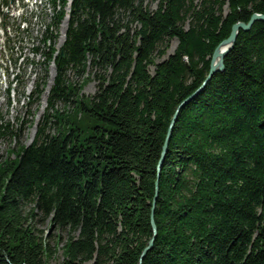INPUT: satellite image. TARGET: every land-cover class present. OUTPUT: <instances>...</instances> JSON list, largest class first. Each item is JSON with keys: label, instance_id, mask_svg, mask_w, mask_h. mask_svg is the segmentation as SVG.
<instances>
[{"label": "trees", "instance_id": "trees-1", "mask_svg": "<svg viewBox=\"0 0 264 264\" xmlns=\"http://www.w3.org/2000/svg\"><path fill=\"white\" fill-rule=\"evenodd\" d=\"M252 14L264 0H71L63 56L42 40L55 77L33 141L0 157V264H50L58 240L36 218L67 234L60 264H138L155 181L141 264H264V22L180 110L156 172L174 110Z\"/></svg>", "mask_w": 264, "mask_h": 264}, {"label": "rangeland", "instance_id": "rangeland-1", "mask_svg": "<svg viewBox=\"0 0 264 264\" xmlns=\"http://www.w3.org/2000/svg\"><path fill=\"white\" fill-rule=\"evenodd\" d=\"M17 0H0V157H7V150L17 145H28L37 129V124L47 107L45 90L50 89L55 77L53 64L45 63L44 55L48 52L43 43L47 34L52 38L55 47L59 49L63 42L65 22L58 30L49 34L48 24L52 22L53 11L50 3H45L35 9V5L21 3ZM7 3V6L4 5ZM13 8V9H12ZM48 31V33H47ZM55 38H53V35ZM177 45L171 40L166 55L171 54ZM36 48L34 53L32 49ZM150 72L153 68L150 67ZM85 77H77L69 72L68 78L73 82H81ZM45 84V85H43ZM43 90V94L33 101L27 97L33 91ZM7 90L10 94L7 96ZM95 92V82H87L80 94L91 96ZM49 93V90L48 92ZM40 113V114H39ZM39 114V119L37 115ZM7 125V128H2ZM32 138V139H31ZM36 226L44 235L50 236V245L58 240L57 252L50 260V264H60L62 261L61 246L66 239V233L49 230L47 222L35 219Z\"/></svg>", "mask_w": 264, "mask_h": 264}, {"label": "water", "instance_id": "water-1", "mask_svg": "<svg viewBox=\"0 0 264 264\" xmlns=\"http://www.w3.org/2000/svg\"><path fill=\"white\" fill-rule=\"evenodd\" d=\"M255 22H264V14H252L248 22L246 23L237 22L231 26L229 36L225 40L220 42L214 49L210 57L209 69H208L207 75L204 81L202 82L201 86L195 92H193L188 98L182 101L174 110V113L170 119L167 131H166L163 145L161 147V154H160V158H159V161L156 167L157 177H158L161 164L164 160V157L167 151V145H168V142L171 136V132L177 121V117H178L180 110L203 90V88L211 80L214 74H216L217 72L223 71V59L233 47L239 31H242V32L249 31ZM60 56H63L62 47L60 48ZM156 195H157V181L154 182V197L151 203V211H150V227H151L152 237L148 240L146 246L142 250L139 256L138 264H141V260L144 258L145 254L152 248L154 238L156 236V227L153 222V210H154Z\"/></svg>", "mask_w": 264, "mask_h": 264}, {"label": "bare ground", "instance_id": "bare-ground-1", "mask_svg": "<svg viewBox=\"0 0 264 264\" xmlns=\"http://www.w3.org/2000/svg\"><path fill=\"white\" fill-rule=\"evenodd\" d=\"M64 34H65V32H64ZM64 34H63V38H64ZM48 90H49V88L45 90V96H46V94L48 95V93H47ZM39 114H40V113H39ZM39 114L37 115V119H39V118H38V117H39ZM34 134H35V133H34ZM33 138H34V137H33ZM31 139H32V138H31ZM32 140H33V139H32Z\"/></svg>", "mask_w": 264, "mask_h": 264}]
</instances>
